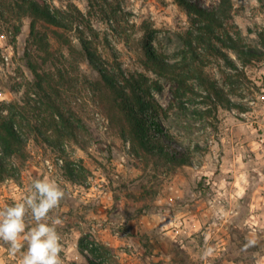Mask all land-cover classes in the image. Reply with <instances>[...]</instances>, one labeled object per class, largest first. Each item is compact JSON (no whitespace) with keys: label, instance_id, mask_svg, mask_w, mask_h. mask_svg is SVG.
<instances>
[{"label":"rangeland","instance_id":"obj_1","mask_svg":"<svg viewBox=\"0 0 264 264\" xmlns=\"http://www.w3.org/2000/svg\"><path fill=\"white\" fill-rule=\"evenodd\" d=\"M188 1L212 10L220 0ZM46 2L59 9L76 6L93 30L84 36L106 70L122 84L120 73L139 81L138 94L148 105L139 115L150 129L145 147L122 131L128 124L115 121L119 113H111L97 93L100 76L79 53V33L68 34L77 48L70 52L56 41L53 27L38 25L53 54L43 63L45 53L32 44L31 19H21L15 39L0 20V113L14 118L25 139L21 153L5 160L11 175L0 176V208L20 202L35 179L55 181L65 196L49 223L63 221L57 226L63 264H87L78 248L85 234L113 249L109 264H264V59L243 66L238 52L216 38L210 42L225 57L194 42L205 75L246 108L209 112L195 79L187 81L192 90L186 91L148 60L149 54L169 63L192 62L185 39L198 32L195 15L179 0ZM263 30L264 0H232L230 17L217 34L260 52ZM28 62L51 72L60 86L54 98L75 126L65 136L49 127L52 108L40 103ZM35 125L45 137L32 130ZM179 156L186 164L172 162ZM56 157L64 165L48 172L44 160ZM26 223L35 226L30 215ZM208 248L212 252L205 256ZM24 250L13 255L0 241V264H21Z\"/></svg>","mask_w":264,"mask_h":264},{"label":"trees","instance_id":"obj_2","mask_svg":"<svg viewBox=\"0 0 264 264\" xmlns=\"http://www.w3.org/2000/svg\"><path fill=\"white\" fill-rule=\"evenodd\" d=\"M89 2L93 6L99 4L100 0H89ZM179 2L195 15V18L192 19V23L198 32L195 34L188 33V38L185 39L187 48L191 52L190 58H192V62L190 65L186 63L185 60L169 63L161 57L148 54L149 62L153 65L158 74L173 76L180 87L186 91L192 90L187 84V81L189 79H195L204 89L205 93H200V96L205 100L206 105L210 106L207 108L209 112L217 110L219 106L225 108L234 107L240 111H245L246 108H244L242 104L227 98L223 90L217 86L216 81L205 75L200 66L205 65V62L201 60L202 56L197 52L196 45L208 44L205 48L206 52L225 57L224 53L210 42L211 38H216L226 48L237 51L242 65L245 66L254 60L264 59V30L259 34L263 50L260 52L247 50L240 46L238 42L230 36L223 39L217 34V31L222 28L224 21L230 17L232 0H220L218 7L212 10L188 0H179ZM23 17H29L31 19L30 36L32 38V44L36 45L39 50L41 49L45 53L43 63L53 54L49 50L51 44L48 42V34L38 30V25L42 23L47 27H53L51 33L56 41L67 46L70 52L71 50L75 52L77 48L74 46L68 34L77 32L81 35L79 38L81 47L79 53L87 59L89 65L92 66L100 76V82H95L94 85L97 93L101 95V98H103L106 103L108 102L111 113L120 114H116L114 120L118 123L124 122L128 124V128L122 124V131L127 133L133 142H138L141 146L145 147L144 138H147L150 127L147 121L139 115V112L148 108L146 102L138 94V91H141V86H139L140 83L137 79L127 78L120 73L123 81L122 84L115 75L106 70L102 65L101 58L91 47L92 41L84 36L87 29L90 31L93 30L82 12L73 5H70L68 10L53 8L46 0H0V20L5 22L7 27L5 29L13 39H15L21 31V19ZM194 42L197 44H194ZM196 61H198L197 64ZM28 63L36 77L34 91L39 96L40 103L49 105L50 108H52L49 127L59 132L60 135L65 136L66 134L64 131H67L65 129H74L75 126L62 112L60 105L54 98V95L57 96L60 94V86L54 81L51 72L44 70L40 71L37 64L32 62ZM230 65L239 72L238 75L244 76L243 71H239L235 64L231 62ZM58 77L64 78L61 70H58ZM227 78L230 79L231 76ZM125 89L131 91L130 96ZM55 114L60 118V123L54 118ZM155 126L159 127L156 123ZM32 130L38 131L40 135L45 137L38 126L35 125ZM24 143L25 139L22 132L18 130L14 118H7L0 113V149L2 153L0 156V176L11 175L6 168L5 160L9 156L20 154ZM158 147L163 154L168 155V152L164 151L165 145L163 143L158 144ZM182 157L183 156L177 158L172 157L171 160L181 165L186 164L187 160ZM78 248L85 257L87 264H109V260L113 255L112 248L97 240L91 234H85L79 239ZM96 258L100 260L95 261ZM74 264L82 263L74 262Z\"/></svg>","mask_w":264,"mask_h":264},{"label":"clouds","instance_id":"obj_3","mask_svg":"<svg viewBox=\"0 0 264 264\" xmlns=\"http://www.w3.org/2000/svg\"><path fill=\"white\" fill-rule=\"evenodd\" d=\"M64 196L55 181L35 179L20 202L0 208V241L9 245L13 255L24 250L26 245L21 264H63V246L57 231L63 221L56 217L49 223V214L60 206ZM29 215L35 222L31 228L26 223ZM211 252L208 248L204 255Z\"/></svg>","mask_w":264,"mask_h":264},{"label":"built area","instance_id":"obj_4","mask_svg":"<svg viewBox=\"0 0 264 264\" xmlns=\"http://www.w3.org/2000/svg\"><path fill=\"white\" fill-rule=\"evenodd\" d=\"M44 165L48 172H53L56 170V168H61L64 164L62 158L56 157L53 160L45 159Z\"/></svg>","mask_w":264,"mask_h":264},{"label":"crops","instance_id":"obj_5","mask_svg":"<svg viewBox=\"0 0 264 264\" xmlns=\"http://www.w3.org/2000/svg\"><path fill=\"white\" fill-rule=\"evenodd\" d=\"M261 198H262V193H261ZM82 256H83V255H82ZM84 258H85V257H84ZM77 261H79V262L81 263L82 260H81V259H78Z\"/></svg>","mask_w":264,"mask_h":264}]
</instances>
